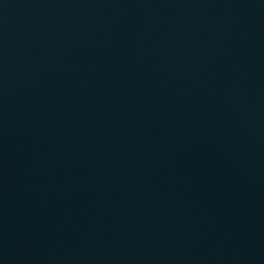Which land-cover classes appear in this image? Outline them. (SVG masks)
I'll return each instance as SVG.
<instances>
[{
    "label": "water",
    "instance_id": "95a60500",
    "mask_svg": "<svg viewBox=\"0 0 264 264\" xmlns=\"http://www.w3.org/2000/svg\"><path fill=\"white\" fill-rule=\"evenodd\" d=\"M85 0H0V86Z\"/></svg>",
    "mask_w": 264,
    "mask_h": 264
}]
</instances>
